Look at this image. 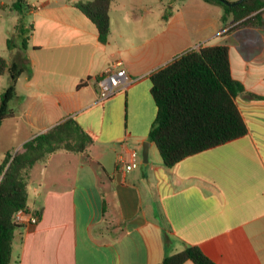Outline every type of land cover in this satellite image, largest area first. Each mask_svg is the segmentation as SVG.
<instances>
[{
  "label": "crops",
  "instance_id": "crops-1",
  "mask_svg": "<svg viewBox=\"0 0 264 264\" xmlns=\"http://www.w3.org/2000/svg\"><path fill=\"white\" fill-rule=\"evenodd\" d=\"M179 1L151 19L152 9L110 2L101 44L75 7L80 0L24 2L20 12L15 0H0L14 28L5 31L2 58L23 67L0 125V164L69 118L92 139L85 151L58 150L28 171L27 212L38 222L15 231L9 264H161L186 246L215 264H264V12L260 25L231 29L237 23L220 6ZM24 16L28 27L16 30ZM214 45L228 48L244 88L236 105L247 134L166 168L148 140L156 115L149 75L188 49ZM116 63L134 81L101 101L97 79ZM131 152L140 155L136 169L126 165Z\"/></svg>",
  "mask_w": 264,
  "mask_h": 264
},
{
  "label": "trees",
  "instance_id": "trees-1",
  "mask_svg": "<svg viewBox=\"0 0 264 264\" xmlns=\"http://www.w3.org/2000/svg\"><path fill=\"white\" fill-rule=\"evenodd\" d=\"M204 1L222 7L224 15L232 16L237 24L231 29L261 23L264 0H239L234 6L225 0ZM24 2L15 0L12 8L20 12ZM109 6L110 0L75 4L95 25L101 44L107 43L110 33ZM22 72L21 65L8 63L0 57V75L7 74L9 79L0 95V125L12 114L9 104L16 96V83ZM149 80L156 115L148 140L154 143L166 168L247 134L236 105V97L245 91L232 77L226 46L188 49L153 71ZM91 143L90 136L69 118L25 142L21 152L6 153L0 164V264H9L14 233L21 228L15 220L16 212H27L28 171L45 155L58 150L81 153ZM187 261L215 264L195 246L166 254L161 264H184Z\"/></svg>",
  "mask_w": 264,
  "mask_h": 264
},
{
  "label": "rangeland",
  "instance_id": "rangeland-1",
  "mask_svg": "<svg viewBox=\"0 0 264 264\" xmlns=\"http://www.w3.org/2000/svg\"><path fill=\"white\" fill-rule=\"evenodd\" d=\"M4 3H6L9 7L10 5V0H3ZM26 3H28V5H36L38 6L37 3H40L41 1H45V0H24ZM81 2H88V1H93V0H80ZM227 2H238V0H225ZM111 2V6L113 9L116 10H122L124 8H126L127 10H131V11H137L138 9L143 10V8L146 9H152L153 10V14L148 15L147 17L149 19L153 18L156 14H158L159 12L162 13H170L171 9L175 8L179 3L182 4L184 1H179V2H175V0H110ZM7 7V8H8ZM7 8L3 9L0 12V57H8L7 54V47H6V38H10L11 35L7 34L5 31L8 30L10 31V33H14V28H12V24H11V17L6 15V10ZM222 9V13L224 12L223 8L220 7ZM30 18L24 16L23 20H20L19 25H17V30H21L22 27L23 28H27V23H29ZM25 23V24H23ZM22 25V27H21ZM146 36H148V33L145 34ZM11 39V38H10ZM7 80L8 77L7 75H1L0 76V92L4 89L5 87H7ZM9 84V83H8ZM19 137H15L13 139H11V141L8 143V146L10 145H14L17 143ZM16 149L18 148H14L15 151H17ZM140 156V155H138ZM139 159V157H137V160ZM42 165L41 164H37L36 168H40Z\"/></svg>",
  "mask_w": 264,
  "mask_h": 264
},
{
  "label": "built area",
  "instance_id": "built-area-1",
  "mask_svg": "<svg viewBox=\"0 0 264 264\" xmlns=\"http://www.w3.org/2000/svg\"><path fill=\"white\" fill-rule=\"evenodd\" d=\"M132 80L124 70L120 68V64L116 63L114 65H109L106 71L99 76L97 79L98 86V96L101 101L108 100L114 96L119 90H125L130 84L133 83ZM138 155L136 152H131L126 165L129 169H136L138 167L137 161ZM15 220L20 225H36L38 218L28 212L19 210L15 214Z\"/></svg>",
  "mask_w": 264,
  "mask_h": 264
},
{
  "label": "water",
  "instance_id": "water-1",
  "mask_svg": "<svg viewBox=\"0 0 264 264\" xmlns=\"http://www.w3.org/2000/svg\"><path fill=\"white\" fill-rule=\"evenodd\" d=\"M219 1H221V0H219ZM236 4H237V2L236 3H233V4H229V5L234 6ZM147 151H148V144L147 143L142 144V159H143V163L144 164L147 163Z\"/></svg>",
  "mask_w": 264,
  "mask_h": 264
}]
</instances>
